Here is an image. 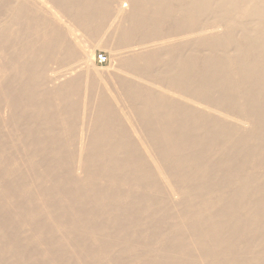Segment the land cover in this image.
Here are the masks:
<instances>
[{"label": "bare ground", "instance_id": "bare-ground-1", "mask_svg": "<svg viewBox=\"0 0 264 264\" xmlns=\"http://www.w3.org/2000/svg\"><path fill=\"white\" fill-rule=\"evenodd\" d=\"M55 1L67 20L0 14V264H264V0H189L188 8L183 0L173 9L153 0V11L151 0ZM111 9L109 27L122 34L177 12H213L225 29L223 39H202L207 53L152 74L169 73L187 104L137 82L140 73L128 70L135 61L120 63L126 78L117 83L140 135L104 95L93 112H80L74 66L87 52L77 63L47 65L75 54L80 31ZM202 93L249 128L207 112ZM158 167L184 204L170 231Z\"/></svg>", "mask_w": 264, "mask_h": 264}, {"label": "rangeland", "instance_id": "rangeland-1", "mask_svg": "<svg viewBox=\"0 0 264 264\" xmlns=\"http://www.w3.org/2000/svg\"><path fill=\"white\" fill-rule=\"evenodd\" d=\"M151 1L153 3L145 2V5L149 3L147 5L148 11H153L156 8L155 1ZM162 1H165L166 6L172 9L181 7L183 2V0ZM201 6H199V8ZM185 7H189V0H187ZM129 11L128 9L125 12L129 13ZM0 14H35L36 16L56 14L60 17L64 16L66 13L63 7L55 0H2L0 2ZM113 14V9L107 14H100L99 17L93 21V25L95 26L94 29L91 28L80 31L78 42L75 45V54L61 53L57 58L48 62L47 65L49 68H55L77 63L79 59L83 57V53L87 52L88 59L85 62H78V64L74 66V74L77 76L78 84V92L75 99L79 103L80 112L82 114L85 112H93L94 107H92V105L98 101L100 95H104L113 106L124 109L120 117L125 121L124 123L122 120L128 130L132 128V131L134 130L136 135H140L142 130L139 132L137 129V127H139V122L131 109L129 97L120 90V86L117 83L118 77L126 78L125 73L119 72V69L123 67L120 63L135 61L134 65L129 67L128 70H135L140 73V78H136L138 79L137 82L155 92L163 94L165 97L187 104L184 100L185 96L173 90L178 88L171 84V75H168L169 73H160V77L162 78H156L152 76V74L157 69L165 70L166 63H174L177 62L178 59H187L191 55L207 53L209 51V46L203 44L201 42L202 39L213 35L223 39L225 38V29L221 23L220 25L215 23L216 19L213 12L203 11L194 15L177 12V14H174L175 19L173 21L163 22L146 31L132 29L127 34H122L120 31L109 27V23L111 22L110 19ZM63 19L67 20V17ZM123 24L126 23L123 22ZM212 25L217 26L209 32L204 31V27ZM235 34L239 35L240 32L236 31ZM163 37L165 39L160 45L148 49L142 48L144 42ZM134 46H137L136 50L129 52L130 47ZM146 51L154 53V57H152L149 62L140 58ZM98 53L105 54V63H98L96 61V55ZM196 98L203 101L205 103H203L204 105L210 106L206 111L212 115H217V113L220 112L224 115L236 117L244 122L241 126L242 130L249 128V124L245 123V118L239 117L232 108L221 106L215 100L208 99L205 93L197 95ZM84 119L85 116H80L78 123L80 124ZM56 125H58V122ZM81 126L82 124L79 127L81 128ZM154 173L156 178L159 179V185L162 188L165 199L163 203L167 207V210L172 213V216L163 221V226H167L168 231H170L174 225H177L179 220L178 216L184 204H180V192L178 189L175 190V185L168 177L167 173L160 167L155 169ZM76 176L82 177L83 172L78 170ZM24 235L28 236L29 234L26 233ZM31 248H33V246ZM39 257L41 259V256ZM73 258L75 259V257H72L71 260H73ZM44 260L46 259H41V261Z\"/></svg>", "mask_w": 264, "mask_h": 264}, {"label": "built area", "instance_id": "built-area-1", "mask_svg": "<svg viewBox=\"0 0 264 264\" xmlns=\"http://www.w3.org/2000/svg\"><path fill=\"white\" fill-rule=\"evenodd\" d=\"M96 61H97L98 63H105V62H106V56H105V54H103V53H98V54L96 55Z\"/></svg>", "mask_w": 264, "mask_h": 264}]
</instances>
